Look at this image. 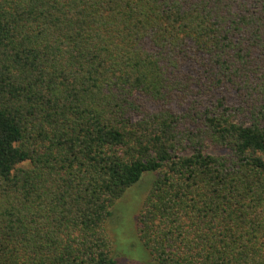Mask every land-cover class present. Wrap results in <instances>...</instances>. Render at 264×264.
Masks as SVG:
<instances>
[{
  "label": "trees",
  "instance_id": "trees-1",
  "mask_svg": "<svg viewBox=\"0 0 264 264\" xmlns=\"http://www.w3.org/2000/svg\"><path fill=\"white\" fill-rule=\"evenodd\" d=\"M150 173L157 264H264V0H0V264H120Z\"/></svg>",
  "mask_w": 264,
  "mask_h": 264
},
{
  "label": "rangeland",
  "instance_id": "rangeland-1",
  "mask_svg": "<svg viewBox=\"0 0 264 264\" xmlns=\"http://www.w3.org/2000/svg\"><path fill=\"white\" fill-rule=\"evenodd\" d=\"M154 178V173L145 174L112 209L106 227L113 241L112 254L120 264H157L137 234V219Z\"/></svg>",
  "mask_w": 264,
  "mask_h": 264
}]
</instances>
